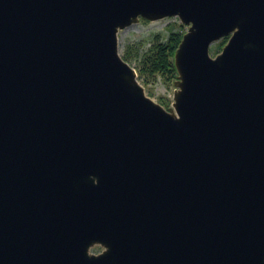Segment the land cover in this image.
I'll return each mask as SVG.
<instances>
[{"label": "water", "instance_id": "water-1", "mask_svg": "<svg viewBox=\"0 0 264 264\" xmlns=\"http://www.w3.org/2000/svg\"><path fill=\"white\" fill-rule=\"evenodd\" d=\"M173 15L166 109L117 37ZM0 264H264V0H0Z\"/></svg>", "mask_w": 264, "mask_h": 264}, {"label": "rangeland", "instance_id": "rangeland-1", "mask_svg": "<svg viewBox=\"0 0 264 264\" xmlns=\"http://www.w3.org/2000/svg\"><path fill=\"white\" fill-rule=\"evenodd\" d=\"M187 28L188 25L183 24L176 15L154 20L139 16L138 20L133 21L131 25L124 26L118 30L117 49L122 56L128 54V62L136 71H140L142 66L141 57L149 52L151 46L157 42L165 41L170 32L184 33ZM220 39L210 43V55L214 56L217 53L213 51V48L216 46V43H219ZM175 78L176 77L168 79L161 74H155L152 76L146 74L145 71L141 72L137 77L144 87L145 93L166 109L172 107ZM102 249V245L94 244L90 247V252L97 253Z\"/></svg>", "mask_w": 264, "mask_h": 264}, {"label": "trees", "instance_id": "trees-1", "mask_svg": "<svg viewBox=\"0 0 264 264\" xmlns=\"http://www.w3.org/2000/svg\"><path fill=\"white\" fill-rule=\"evenodd\" d=\"M182 34L183 32H170L165 41L157 42L151 46L149 52L141 57L142 66L140 71H145L146 74L152 76L155 74H161L168 79L176 77L177 71L176 67H174V52L179 44ZM227 38L228 36H223L219 43H216L213 51L219 52L227 41ZM127 55H123V58L128 61ZM140 71H136L138 73L137 77L140 75Z\"/></svg>", "mask_w": 264, "mask_h": 264}]
</instances>
